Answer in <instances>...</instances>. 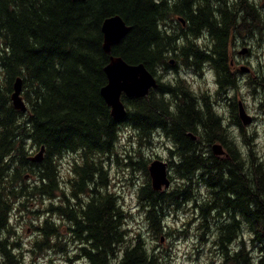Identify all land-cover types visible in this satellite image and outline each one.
Wrapping results in <instances>:
<instances>
[{"label":"trees","instance_id":"obj_1","mask_svg":"<svg viewBox=\"0 0 264 264\" xmlns=\"http://www.w3.org/2000/svg\"><path fill=\"white\" fill-rule=\"evenodd\" d=\"M261 8L255 0H0V264H27L20 244L12 237L13 212L25 207L23 200L54 199L60 191L61 205L50 203L44 213H58L75 225L70 231L76 241L86 245L80 253L88 264H166L164 256L140 233L133 236L125 228L127 216L114 195L106 192L102 199L96 196L86 205L82 200L76 205L70 202L72 197L88 194L99 180L108 188L109 170L99 159L109 157L125 123L148 142L161 129L176 145L175 174L184 184L155 191L149 178L138 195L155 238L161 241L164 234L167 209L196 199L183 187L199 179L211 191L208 199L195 206L204 219L214 212L218 219L232 209L244 212L251 232L240 249L231 251L230 244L240 238L242 221L235 216L233 223L226 217L221 220L217 243L224 264H264V163L254 151L251 161L241 168L223 157H213L212 145L219 142L238 161V150L225 137L226 129L213 106L199 109L190 86L179 80V88L176 82L161 83L147 97L126 98L127 115L118 121L101 96L110 56L144 64L154 73L158 65L166 63L167 52L178 59H196V64L197 59H212L220 88L226 85L239 90L229 62L231 45L238 36L260 28ZM115 15L131 30L107 54L102 24ZM176 16L190 21V40L208 30L210 46L199 47L193 40L182 44L179 37L168 36L161 25L174 33L171 22ZM18 77L28 105L26 114L15 110L11 102ZM259 82L263 87L264 75ZM232 109L236 114V102ZM235 121L241 125L237 116ZM201 126L209 130V143L204 147L213 151L206 157L202 143L196 140ZM42 147V161H32ZM66 154L81 158L72 167L70 196L61 185L58 162ZM143 168L149 176L146 163ZM29 178L34 181L29 183ZM53 224L47 218L39 228L43 242L58 235V226Z\"/></svg>","mask_w":264,"mask_h":264},{"label":"rangeland","instance_id":"obj_2","mask_svg":"<svg viewBox=\"0 0 264 264\" xmlns=\"http://www.w3.org/2000/svg\"><path fill=\"white\" fill-rule=\"evenodd\" d=\"M255 1L262 5L261 15L259 14L261 21L258 22L260 28H254L248 36H245V34L239 36L236 38L235 44L231 45V58L235 59L236 62H240L237 65V78L240 82L245 81L248 76L247 74L239 73V69L247 65H250L254 72H262L264 74V2L261 0ZM198 46L202 47L204 45L200 42ZM245 48L248 49V52L246 54H240ZM179 69L180 72L187 71L190 76L194 77L195 70L193 68L186 70V67L179 65ZM208 69H211L209 65ZM211 70L216 77L215 71L213 69ZM166 71L167 75L171 72L175 78H178L172 71V68H167ZM196 80L194 83L196 91L193 92L195 96H200V93L201 96H204L208 92L207 94H211V101L213 103L217 100L215 106L223 104L227 107L228 97L224 94L216 95L219 84L217 85L216 91L211 93L204 84L201 85V79L198 76ZM197 82H200L201 91H199L200 87H197ZM244 86L249 90L246 95L252 98V105L246 102L245 96L240 92V87L239 90H229L227 93L229 94L230 100L236 103L238 100L243 101L248 107L249 114L253 117V123L244 129L246 130L245 134L242 135L240 132L238 134L240 144L246 149V153H241L236 141H234V144L241 155L248 157L247 163L251 161V151H254L260 161L264 163V155L258 151L260 146L256 143L261 136L258 126L264 125V112H262V110L264 111V85L260 87L249 82L248 85L244 84ZM190 88L193 91V88ZM259 94L263 95L260 99H256V97H259ZM229 113L230 108H228V119L226 123L222 115L216 114L217 117L224 118L221 124H230ZM231 128L233 126L230 124ZM129 130L130 134L121 135L128 133ZM200 133L205 132L201 131ZM156 136V138L150 139L149 142L144 140L140 142L136 131L123 127L119 131L118 140L114 144L109 157L102 155L104 156L103 158L108 157L110 159L106 165L109 170L111 182L109 191L115 194L119 204L126 213L125 228L133 236L140 233L151 248L155 249V252L164 256V263L166 264H176L178 260L182 261L183 264H201L202 258L205 257H207V264H216L217 259L222 256L220 252L221 248L217 243V230H219V226L223 222H221L222 219L217 218V212H214L208 220H205L198 208L195 207L196 205L202 204L203 199L210 197L211 191L203 181L198 182V179L192 186L187 185L183 187L184 190H187L188 187V190H190L188 192L192 191L196 199H192L179 208L170 207L167 209V215L165 217L166 229L161 237V241L155 238L149 227L147 210L141 205L138 198L140 189L145 187L149 181V176L145 172L143 164L146 163L148 167L154 160L161 159L165 162L172 163L170 168L174 169L173 166L179 160L177 157L171 156V151L175 150V144L164 134ZM74 157V155L66 154L58 161L59 171L61 173V185L63 189H66L68 194L70 193L68 181L73 177L72 163ZM131 162H140V164H134L131 167ZM174 172V170L171 172L173 181L172 188L176 185L181 186L184 184L183 181L176 177ZM32 180L29 178V183L34 181ZM59 195H61V191L58 192V196L54 199L37 197L23 200L25 201V207L21 209L17 208L12 214V237L15 242L20 244L21 252L27 264H42V262L43 264H82V262L88 264L87 260L80 253V247L84 245L78 241H73L74 236L70 231V228L73 227L72 223L64 220L58 213H44L50 203L58 206L61 205V200L58 198ZM79 198L84 199L80 195L78 196ZM77 201L74 200L71 204L76 205ZM47 218L52 224L55 223L58 226L59 232L57 236L48 238L49 243L43 242L45 241V237L39 229L44 227ZM221 218H225V215ZM245 227L249 232L248 226L245 225ZM250 238L251 234H246L245 236L241 234V238L234 244V248H239L241 240L247 242ZM190 239L194 240L195 243L187 251L178 252L176 250L177 244L187 243ZM38 241L40 244H37ZM249 245L252 247L251 244ZM222 264H224L223 260Z\"/></svg>","mask_w":264,"mask_h":264},{"label":"water","instance_id":"obj_3","mask_svg":"<svg viewBox=\"0 0 264 264\" xmlns=\"http://www.w3.org/2000/svg\"><path fill=\"white\" fill-rule=\"evenodd\" d=\"M130 30L131 27L118 15L105 19L102 24L103 48L105 52L111 53L112 48L118 45ZM245 52L243 51V53ZM104 71L107 75L108 84L101 89V96L111 107L113 117L117 119H121L126 115L125 106L121 100L123 95L129 98H141L148 95L151 88L157 86L156 80L144 65H130L120 57L112 56ZM21 93L22 79L19 77L14 84L12 101L16 109L26 112L27 107ZM240 115L245 125L252 123V117L242 107L240 108ZM214 149L216 154H220L219 146H215ZM43 150L44 148L35 160L41 161ZM149 172L154 190L160 191L164 187L168 188L170 186L167 164L165 162L154 161L149 168Z\"/></svg>","mask_w":264,"mask_h":264},{"label":"flooded vegetation","instance_id":"obj_4","mask_svg":"<svg viewBox=\"0 0 264 264\" xmlns=\"http://www.w3.org/2000/svg\"><path fill=\"white\" fill-rule=\"evenodd\" d=\"M189 20H187V19H185L182 23H181V29H182V33L178 36V37H181L183 40H186L187 42L188 41H190V34H189V28H188V24H189ZM210 33L208 32V30H205V32H201V33H199L198 35H197V37L196 38H193L192 40L193 41H195L197 44L198 43H203V45H204V47H208V45H210V43H211V38H210ZM249 34H245V36H248ZM239 37V36H238ZM237 37V38H238ZM236 42V38L234 39V41H233V43H235ZM197 60H202V59H197ZM229 62H230V65H231V68H232V71L233 72H236V74H237V65L238 64H240V62H236L235 61V59H229ZM211 63L212 64H214L213 63V61H212V59H211ZM202 64V63H201ZM248 66V65H247ZM249 68H250V65L248 66ZM247 69V68H246ZM240 71H242V69L240 68L239 69ZM248 74H247V78L245 79V81H244V84L245 85H248L249 84V82L250 83H254V85H259L260 86V82H258L259 81V79H260V77L261 76H263L264 74L262 73V72H254L253 71V69L252 68H250V70L248 69ZM238 79V78H237ZM251 81H250V80ZM239 80V79H238ZM248 80H249V82H248ZM215 84L216 85H218V83H219V77H218V75L216 76V79H215ZM263 85H264V82H263ZM261 87V86H260ZM231 88H228V87H226V85H224V87H223V90L225 91V92H227L228 90H230ZM262 91V90H261ZM264 93V92H263ZM263 94H259V97H256V99H260L261 98V96H262ZM228 98H227V101H228V104H227V109L228 108H230V113H229V122H230V124L233 126V127H235L236 129H237V131H238V134H239V132L242 134V135H244L245 134V132H246V130H244L246 127H248V126H250V125H245L244 124V121H243V119L241 118V116H240V104H241V100H238V102H237V104H236V107H237V113L235 114V112L233 111V105H234V101H232V100H230V97L229 96H227ZM263 99H264V97H263ZM199 102V101H198ZM197 102V106H198V108L199 109H201V110H204L205 109V107L206 106H208L209 107V109L211 108V106H213L214 104L212 103V101H211V98L210 99H204L202 102H199L198 103ZM243 102V101H242ZM215 104H216V102H215ZM243 105H244V107H245V109H246V111L248 112V107L243 103ZM262 106V105H261ZM216 106L214 105V108H215ZM213 108V109H214ZM239 110V111H238ZM204 112V111H203ZM202 112V113H203ZM262 112H264L263 110H262ZM249 113V112H248ZM216 115V114H215ZM217 116V115H216ZM237 116V118L239 119V121H240V123H241V125H239V124H237V122L235 121V117ZM264 116V115H263ZM211 118V117H210ZM220 118V117H219ZM213 119V118H212ZM224 118L223 117H221V120H223ZM242 121V122H241ZM230 124L229 125H224V128L226 129V132H225V137L228 139V140H232V142L234 143V141H235V139L231 136V133H230ZM209 127H210V125H209ZM248 130H250V129H248ZM201 131H203V132H205V133H200ZM209 132V130L208 131H206L205 130V128L203 127V126H201V128H199V131H198V135L196 136V140H198V142L202 145V153L204 154V156L206 157V156H209V154L207 153L208 151H210V155H211V153H212V150H210V149H207V148H205L204 147V144H206V143H209V140L207 139V137H206V133H208ZM254 135L255 136H257V134L256 133H254ZM218 139V138H217ZM216 139V140H217ZM215 141V140H214ZM216 144H219V142H217ZM227 146H228V144H226ZM221 146H222V148L219 150L220 151V154H216L215 152L213 153L214 155H213V157H221V156H223V158H225V159H228L229 161H231V164L233 165V166H236L237 168H241L240 166L241 165H246L247 164V161H248V157L247 156H244V155H241L239 152H238V161H237V159L236 158H234V157H232L229 153H228V149L224 146V145H222L221 144ZM230 149H232V147L230 146ZM232 153L234 154V155H236L235 154V151H232ZM171 165H172V163H169V166L171 167ZM171 169V168H170ZM171 170H173V169H171ZM201 175V174H200ZM232 199H234V198H232ZM78 201H77V203L78 202H80V200H82V199H77ZM236 217V219L237 220H239L240 222L242 221V225H241V229H240V238H241V234L243 235V236H245L246 234H250L249 232H248V230H247V228L245 227V225H247V222L245 221V219H244V212H240V211H235V210H233L232 209V211L230 212V213H228L225 217L227 218V220L229 221V222H231V223H233V221H232V219H233V217ZM221 219H224V218H221ZM240 238H238V240L240 239ZM242 241V240H241Z\"/></svg>","mask_w":264,"mask_h":264},{"label":"clouds","instance_id":"obj_5","mask_svg":"<svg viewBox=\"0 0 264 264\" xmlns=\"http://www.w3.org/2000/svg\"><path fill=\"white\" fill-rule=\"evenodd\" d=\"M253 66H254V63H253ZM175 79L174 75L170 72L167 77L165 78L164 82L165 83H170L172 82L173 80ZM187 80L189 81H192L194 80V77L192 76H188L186 77ZM204 79H205V82H206V88L211 92V93H214L216 91V88H217V85L215 84V75H214V72L211 70V69H206L205 70V76H204ZM197 87H200V82H197ZM196 89L193 88V92H195ZM248 89L247 87L244 86V81H241L240 82V92L243 96H245L246 98V102L249 104V105H252L253 102H252V98L250 96H247L246 94L248 93ZM231 95V93H230ZM214 111L218 114V115H222L224 118H225V123L227 122V119H228V109L225 105L223 104H220L219 106H216L214 108ZM258 130L260 131L261 133V136L260 138L256 141V143L260 146L258 151L264 155V125H259L258 126ZM251 131V130H250ZM230 133H231V136L235 139L236 143H237V146L239 147L241 153H246V149L243 147V145L240 144V137L238 135V131L235 127L231 128L230 129ZM126 134H130V130L128 133H124V134H121L122 136L123 135H126ZM195 241L194 240H189L187 243H181V244H177L176 246V250L178 252H183V251H187L190 246L192 244H194ZM222 260H223V257H219L216 261V264H222ZM43 264V262H42ZM82 264H86V262H82ZM176 264H183L182 261L178 260L176 262ZM201 264H207V257L205 258H202L201 260Z\"/></svg>","mask_w":264,"mask_h":264},{"label":"bare ground","instance_id":"obj_6","mask_svg":"<svg viewBox=\"0 0 264 264\" xmlns=\"http://www.w3.org/2000/svg\"><path fill=\"white\" fill-rule=\"evenodd\" d=\"M239 83H240V81H238V86H240ZM230 90H234V89L231 88ZM228 91H229V90H228ZM228 91L225 92V91L223 90V88H222V89L220 88V85H219L216 94H224V95L228 96V95H229V94H227ZM213 110H214V109H213ZM214 113H216V112H214ZM216 114H217V113H216ZM220 118H221V117H220ZM155 138H156V137H155ZM193 139H195V138H193ZM217 145H218V144H216V143H214V144L212 145V150H213V151L215 150L214 147L217 146ZM213 151H212V152H213ZM151 164H152V163H150L149 166H148V171H149V168H150ZM174 173H175V172H174ZM170 175H171V174H170ZM171 177H172V175H171ZM176 177H177V175H176ZM247 226H248V223H247ZM248 229H249V227H248ZM237 241H238V240H237ZM237 241H236V242H237ZM236 242H235V243H236ZM235 243H234V244H235ZM234 244H233V243L230 244V249H231V251H235V250L240 249V246H241L240 244H239V248H238V249H235V248H234ZM248 244H249V243H248ZM249 247H250V245H249ZM250 248H251V247H250Z\"/></svg>","mask_w":264,"mask_h":264}]
</instances>
